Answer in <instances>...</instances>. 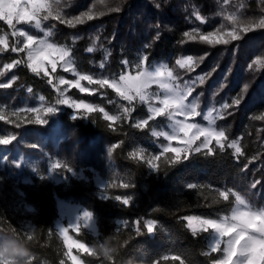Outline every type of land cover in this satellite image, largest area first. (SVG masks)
<instances>
[{"label": "trees", "instance_id": "1", "mask_svg": "<svg viewBox=\"0 0 264 264\" xmlns=\"http://www.w3.org/2000/svg\"><path fill=\"white\" fill-rule=\"evenodd\" d=\"M61 4L65 19L89 8L104 13L75 27L53 19L43 22L52 29L50 40L71 51L80 72L119 73L124 68V60L132 62L140 54H148L147 63L166 61L180 78L179 82L212 73L204 84L197 82L191 94L198 97L199 111L211 105L230 104L233 97L243 94L238 108L223 110L221 115L232 114L216 120L228 140L239 139L243 154L235 155L226 145L221 151L212 143L215 149L212 155H206V149H202L201 153L171 164L167 162L171 153L159 154L161 158L156 161L159 170L150 169L144 159L132 154L140 149L145 153L161 152V140L152 136L151 130L164 126L167 118L156 117L144 128L135 127L138 120L149 118L146 103L137 100L133 101L131 115L116 122L107 121L98 110L74 119L69 108L50 114L41 110L42 118L46 119L44 124H37L32 118L29 123L30 117H6L13 123L0 121V131L15 134V145L40 159L29 181L21 180L16 175L17 168L9 161L0 168V237L17 239L29 253L25 258L28 264H70L65 257L64 241L54 225L58 216L56 198L63 197L82 204L96 216L97 236L83 228L78 231L69 228L77 239L92 245V251L79 252L85 264H181V261L213 264L221 254L210 252L208 233L198 231L193 235L185 217L193 214L219 218L229 214L235 198L230 195L224 201L219 195L227 189L239 192L254 207H264V119H259L264 117V28L242 32L241 39L216 46L200 42L199 37L189 40L183 34L193 29L206 34L221 24L230 28L231 23L225 19L229 14L242 21H258L264 18V0H104L103 3L101 0H61ZM114 7L120 11L108 10ZM194 12H199L203 22L196 19ZM157 24L160 35L154 40ZM0 26V31L9 32L4 21H0ZM30 31L41 33L34 26ZM97 36L100 39L93 44ZM146 43L152 46L145 49ZM90 46L96 49L92 53L86 51ZM24 55L25 52L11 50L0 52V71L5 73L0 76V83H11L9 88H0V105L16 108L25 103L35 104L42 96L46 104L57 106L58 94L53 84L47 82L49 78L43 73H33ZM183 55L197 60L205 58L193 71L187 72L175 64ZM257 57L261 58L259 64L253 63ZM17 60L24 63L4 68ZM102 60L105 61L103 69L99 67ZM13 77H16L14 81ZM68 93L114 115L122 116V106H129L110 88L82 93L72 87ZM16 123L20 126L16 127ZM109 147L113 148L111 156ZM50 157L88 174L90 168L95 169L106 181L104 191L108 198L97 194L91 179L87 182L71 178L68 183L50 180L46 176ZM257 181L256 188H252ZM123 183L129 187H121ZM189 184L197 187L189 189ZM116 195L131 196L132 200L125 206L114 199ZM26 205L32 210H27ZM138 220L141 222L139 235L136 233ZM147 220L156 221L150 234L144 226ZM101 244L112 250L108 256ZM173 256L180 259L173 260Z\"/></svg>", "mask_w": 264, "mask_h": 264}, {"label": "snow or ice", "instance_id": "2", "mask_svg": "<svg viewBox=\"0 0 264 264\" xmlns=\"http://www.w3.org/2000/svg\"><path fill=\"white\" fill-rule=\"evenodd\" d=\"M104 0H101L103 3ZM227 2V0H225ZM94 7V6H93ZM157 8L160 7L159 4L156 5ZM109 11L118 12L119 7L109 8ZM197 20L203 22V17L200 16L199 12L193 13ZM104 15L103 12H95L93 8H89L87 11L81 12L77 16H73L70 19H65L63 6L61 0H0V21L6 22L9 28L12 29V37H24L23 46L19 47L20 41H16L15 44L11 46L12 52H26L27 53V67L33 72L39 75L41 72L47 77L49 72L45 67L44 61H47L51 66V71L56 72L58 64L63 68L65 72H71L78 78L75 80H65L62 76L59 77V84L68 85L69 87H75L80 90V92H90L95 93L101 89L110 88L112 89L118 97L122 100L127 101L129 106H122V116L121 115H109L105 112L103 107L94 106L90 103H85L84 100H72L71 98H58L56 103L59 105H67L73 109L80 110L84 109L88 112L99 111L104 113V118L110 122H116L121 119H126L131 115L134 110L132 107L133 101L137 100L140 103L149 104L148 111L151 114L148 119H144L135 124L137 128H144L148 126L149 120L156 117H166L168 120L172 121L171 134L165 131H152V136L163 137L168 141L166 145L162 147L161 155L171 153L172 155L167 158V162L171 164L178 163L184 159H188L193 153H201L202 149H206V155L214 154L215 149L211 147L212 141H216V145L221 151L225 148V143L228 148L234 149L237 156L242 155V149L237 140H232L228 142V137L223 129L217 130L213 127H201L198 123L188 122L191 117H199L202 115L198 111L199 103L198 97L194 98L192 101L188 100V97L194 91L195 85L204 84L206 77L211 76V72L204 73L202 75L196 76L193 80L185 81L183 87L177 80L180 79L178 76L174 75L173 69L166 64H161L155 68H150L146 66V62L149 57L148 54H144L140 62L136 65V74L130 75L126 73H121L118 78L116 77H96L93 74H81L77 71L74 66V61L71 58V51L63 46L57 45L55 43L49 42L47 37L52 35V29L44 31L42 28V23L48 21L49 19L57 20L60 23H66L69 27H75L77 24H83L86 21L93 20L98 16ZM225 19L231 23L230 28H226L224 24L216 28L214 31H209L206 34L201 32L199 29H193L192 32H185L183 36L189 40H196L199 37V41L210 45H227L232 41L241 39L242 32L251 31L254 28H264V18L258 21H242L237 18L236 15L229 14L225 16ZM15 21V23H14ZM34 25L36 29L44 32V39H40L37 36L29 34L24 29H18L17 25ZM157 29L155 37L153 39L159 38V25L154 26ZM100 37L97 36L93 40V44L99 41ZM151 43H146L144 48H150ZM9 50V37L8 34L0 35V52ZM95 47H88L86 51L88 53L94 52ZM105 60L107 59V50H105ZM205 57H199L197 60L193 56H187L184 58H179L175 60V64L179 66L180 69H184L187 72H191L198 67L199 62H202ZM24 63L22 60L14 61L4 65L5 69H11L15 65ZM253 63H261V58L257 57ZM127 65V61H124ZM99 67L103 69L105 67V61L102 60ZM249 68L252 64L248 65ZM215 71V69H213ZM5 75L3 71H0V76ZM227 74L225 76V79ZM13 81L16 77L12 78ZM81 81H87L89 85H98L99 88L89 89L82 86ZM52 84V80L47 81ZM156 85L163 93L161 95L159 92L152 93L148 89ZM224 85L221 84L222 88ZM11 83H0V88H9ZM245 90L247 85H244ZM31 91V89H29ZM64 92H60V97H63ZM103 95H106L104 93ZM41 100L44 98L41 97ZM243 94H238L231 99V103L225 102L221 105V110H228L230 108H238L243 102ZM152 100L158 102L159 106H155L151 103ZM111 102V101H110ZM56 107H46L43 109L45 114L53 113ZM28 112L37 113L41 109L28 108ZM213 110H209L206 115H203L205 121L209 123H214ZM232 114L231 112H225L220 118H224L226 115ZM11 115H16L15 112ZM178 117H183L179 119ZM74 119L77 117L74 115ZM259 119H264V117H259ZM0 121H5L6 123H13L12 120L6 118V115L2 109H0ZM29 123H32L31 118H29ZM35 123L44 124L46 119L41 118L37 115L35 118ZM19 123H16V127H19ZM111 127V124H109ZM203 138V139H201ZM15 136H0V145H8L12 143ZM172 141H177L182 146H172ZM200 141L199 145L196 142ZM117 147V145H113ZM112 147L108 149V155H112ZM133 156L137 153H133ZM161 156L156 155L147 159L146 163L153 170H159L158 164L155 161L160 160ZM247 166H245L246 168ZM64 168L67 172H71V168L67 165L61 164L59 161L54 162L51 165V170H58ZM43 178V177H41ZM256 183L251 185L252 188H256ZM123 188H128L127 183L121 185ZM196 184H189L187 188L195 189ZM220 197L224 201H228L230 195L235 198V207L231 210V215H225L220 219H204L200 217L188 216L185 219L188 221V227L192 229L193 235H197V228L193 226L192 221L196 220L199 224V231L204 233L215 234L216 239L209 244V250L211 253H220L221 257L215 259L213 264H264V208L254 207L252 204L246 200V198L239 192L233 191L232 189H227L219 193ZM107 199V196H104ZM122 205H129L132 200L131 196H121L116 195L114 197ZM83 219L84 227H89L93 220V213L89 210L83 211L78 217L77 221L68 225V227H61L59 229L60 233L64 236V242L68 248V252L65 255L70 256L73 264H80L76 256H71V250L76 247L84 252H90V249L85 246V244L80 243L76 240H72L68 235L69 228L75 227L79 230L80 221ZM125 224L127 222H124ZM141 222L138 220L136 222V233L141 234V228L139 224ZM156 221L147 220L144 221V226L147 232L150 234L153 232ZM15 233V230H13ZM29 240L32 239L31 236L28 237ZM20 245L17 239L3 238L0 237V264H16L15 261L5 257L4 253L8 251L9 248ZM106 256L112 251L105 247V245H100ZM91 254H95L94 252ZM206 255L208 253H205ZM110 258V256H109ZM168 259V257H165ZM173 260H179V256H173ZM21 264H28L25 259ZM63 264V262H61ZM181 264L183 262L181 261Z\"/></svg>", "mask_w": 264, "mask_h": 264}, {"label": "rangeland", "instance_id": "3", "mask_svg": "<svg viewBox=\"0 0 264 264\" xmlns=\"http://www.w3.org/2000/svg\"><path fill=\"white\" fill-rule=\"evenodd\" d=\"M14 23H15V21H14ZM32 26H34V25L20 24V25H17V28L18 29H24L29 34L37 36L40 39H44L45 37H44V32L43 31H41L39 29H36V30L41 32L40 35L39 34H34L32 31H30V27H32ZM42 28L44 29V31H47L49 29L48 27H45L44 23H42ZM11 31H12L11 28H9V32L8 31H4V32L0 31V35H4L5 33L8 34V37H9V50H11V46L13 44H15L17 40L20 41V44L18 46L22 47L23 46L24 37H20V36L12 37L11 36ZM47 39L49 40V42L55 43V42L51 41L49 37H47ZM55 44H57V43H55ZM57 45H60V46H63V47L67 48V46L62 45V44H57ZM142 56H143V54H140L138 56V58L135 61H132V62L124 60V61H127V65L124 64L123 70L121 72H119V73H114V74H93V75L96 76V77L105 76V77H109V78H111V77L118 78V76L121 73H126V74H130V75L134 76L136 74V71H137L136 70V65L140 62V59H141ZM187 56H191V55H183L181 58H184V57H187ZM24 57H25V62L27 64L28 60H27V53L26 52H25ZM71 58L73 60L72 55H71ZM44 64H45V67L47 68V70L49 72V75L47 77L52 80V84H53L54 88L57 91L58 98H71L72 100H81V99H78V98H75V97L71 96L68 93V90L70 88H72V87H69L66 84L65 85L59 84V77H61V76L65 80H75V79L78 78L77 76H75L71 72H65L63 70V68L60 66V64H58L56 72H52L51 71V66H50V64H48L47 61H44ZM161 64L168 65V63L166 61H164V60L153 61V62H150V63L146 62V66H148L150 68H155V67H157V66H159ZM74 66H75V64H74ZM78 72H80V71H78ZM41 73H43V72H41ZM80 73L81 74H92V73H84V72H80ZM185 81H189L190 82L191 80H184L183 82H179L177 80V83H179L181 85V87H183L184 84H185ZM81 84H82V86H84L86 88H89V89L96 88L94 85H89L87 81H81ZM61 91L64 92L63 97H60V92ZM148 91L152 92V93L159 92L161 95H163L162 91L156 85H152L148 89ZM88 93H90V92H88ZM41 97L42 96H39V101H38V103H35V104H26L25 103L24 105H22L20 107H16V108L7 107L5 105H0V109H2L4 111V113H5L7 118L16 117V118H19V119H23V118H26V117H30L33 120H35L37 115L41 116V113H40L41 111H39L37 113H32V112L26 111V109H28V108L41 109L42 108L41 110H43L46 107H53L54 106V107L57 108L56 111H59L62 108H69L71 110V112H70L71 115L72 116L75 115L76 117H82V116L85 115V113L88 112V111H85L84 109L76 110V109H73V108H71V107H69L67 105H59L57 103H56L57 106H55L54 104H46L43 100L40 99ZM194 98H196V97L193 96V95H190L188 97V100L192 101ZM82 100H84L85 103H90V104H92L94 106H98L97 104H95L93 102H90L88 100H85V99H82ZM137 101H138V99H137ZM151 103L154 104L155 106H159L158 102L155 101V100H152ZM222 104L223 103L218 104V105L208 106L203 111H200L202 113L201 116H199V117H191V118H189L188 122L198 123L199 125H201V127H213V128H215L217 130H221V128H219L217 126L216 120L222 114V110H221V105ZM146 105H147V109H148L149 108V104L146 103ZM213 109H214V111H213L214 123H209V121H205L203 119V115H206L209 110H213ZM13 112H15L16 115H14V116L11 115V113H13ZM105 112H107L109 115H114V114L109 113L106 110H105ZM102 114L104 115V113H102ZM150 115L151 114L149 113V116ZM41 118H42V116H41ZM178 118L179 119H183V117H178ZM141 120H144V119H140L136 123H138ZM172 123H173L172 121L167 119V123L164 126L162 125L160 127H154V128H152L151 132L152 131H165V132H168V133L171 134V125H172ZM13 135L15 136V134L3 133V132L0 131V136H13ZM158 138H160V140H161L160 143H159V146H160L161 152H162V147L164 145H166L168 143V141L165 140L163 137H158ZM201 139H203V138H201ZM232 140H237L239 142L238 138L230 139V140H228V142H230ZM14 142H15V139L12 141V143H10L8 145H0V168L2 167L3 164H5V163H7L9 161L11 166H15L17 168L16 175L23 181H29L30 180V175L33 173V171L35 169V165H36L37 161L40 159V157L33 156V155L23 151L22 149L19 148V145L18 144L15 145ZM199 143H200V141H197L196 145H193V147H196L197 145H199ZM212 143H216V141L213 140ZM226 143H225V145H226ZM172 146L175 147V146H182V145H180L177 141H172ZM231 150L235 154V150L234 149H231ZM161 152L160 153H145L142 149H140L139 151H137V155L140 158H142L145 161H147V159L151 158L152 156L159 155V154H161ZM56 161H58L56 158H53V157L49 158V167H48V171L46 173V176L50 180H52L54 182L68 183L71 178H75V179H79V180H83V181H87V182L91 179L93 181V183L95 184V186L97 187V194L101 198H104V196H107L106 192L104 191V187H105L106 181H105V179L103 177H101L99 175V173L95 169L90 168L89 169L90 170V174L85 172L83 169H75V168H71V170H72L71 172L60 171V170H51V165L54 162H56ZM155 163H156V161H155ZM150 169H152V168L150 167ZM56 204H57L58 216H57V218L55 220L54 225H55V228L58 231L59 235L62 237V239L64 241V236H63V234L60 233L59 229L61 227H68L69 224H71L73 222H76L77 221V217L83 211L89 210V209H87L86 207H84L82 204H80L78 202H75V201H72L71 199H67V198H63V197H57L56 198ZM235 206L236 205H234V207ZM25 208L27 210H32V207L30 205H26ZM260 208H264V207H260ZM89 211H91V210H89ZM227 215L230 216L231 212L229 214H227ZM188 216L200 217V218H204V219H220L221 217H223L225 215H221L219 218H208V217H203V216L193 215V214L192 215H188ZM188 216H186V217H188ZM192 224H193L194 227L197 228V231H199L198 222L196 220H193ZM26 225L29 226V222ZM187 225H188V221H187ZM80 228H83L86 231H88L89 233H91L92 235L97 236L98 235V227H97V223H96L95 214L93 213V220H92L90 226L87 227V228L84 227V221H83V219H81L79 229ZM70 229H72L74 231H78L75 227H72ZM67 235L72 240H76V241H78L80 243L85 244V246L87 248H89L90 251H92L93 248H92L91 244H88V243H86V242H84V241H82L80 239H77L72 233L69 232V230H68ZM215 239H216L215 234H211L210 235V233H208L207 245L209 246V244H211ZM64 244H65V242H64ZM65 247H66V252H68V248H67L66 244H65ZM79 252H83V251L78 249V248H76V247H73L72 250H71V256H76L78 261L80 262V264H85L83 262V260L81 259L80 255H79ZM65 257H66V260L69 261L70 264H73V261L71 260L70 256L65 255ZM140 264H144V263H140Z\"/></svg>", "mask_w": 264, "mask_h": 264}, {"label": "clouds", "instance_id": "4", "mask_svg": "<svg viewBox=\"0 0 264 264\" xmlns=\"http://www.w3.org/2000/svg\"><path fill=\"white\" fill-rule=\"evenodd\" d=\"M5 257L16 262V264H21V262L29 255L28 251L22 246L17 245L8 249L4 253Z\"/></svg>", "mask_w": 264, "mask_h": 264}]
</instances>
